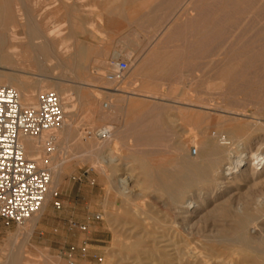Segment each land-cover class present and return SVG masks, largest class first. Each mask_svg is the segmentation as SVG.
Returning <instances> with one entry per match:
<instances>
[{"label": "rangeland", "instance_id": "374dc122", "mask_svg": "<svg viewBox=\"0 0 264 264\" xmlns=\"http://www.w3.org/2000/svg\"><path fill=\"white\" fill-rule=\"evenodd\" d=\"M113 1L0 0V35L4 40L0 42V66L5 67L0 70L9 71L22 82L27 94L23 103L33 104L41 93L55 91L65 103L71 104L72 95L76 110L85 114L75 111V141L71 139L66 150L61 141L46 145L43 156L50 163L44 166L53 168L60 158L70 164L57 188L53 209L42 225L27 235L28 222L6 226L0 219V264H6L11 256L13 264H116L107 258L109 251L120 250L112 244L115 232L121 231L123 237L137 234L131 226L136 225L138 218L129 212L121 197L109 192V179L92 166L90 156L94 158L103 149L96 146L90 155L87 148L93 135L88 130L94 128L96 132L112 125L121 137L119 146L112 145L115 151L128 153L124 143L128 145L132 138L131 141L142 143L140 149L147 159L158 160L164 159L165 154L174 155L176 140L201 137L235 124L231 120L240 116L217 111L220 105L230 112L251 114L241 116L240 123L256 116L264 123V0H126L125 4V0ZM112 2L117 6L114 11ZM121 4L122 9H118ZM51 32H57L53 50L64 44L71 47L73 54L64 55L63 65L52 59L54 51L37 46ZM13 45L16 50L11 52ZM75 45H81L85 51L79 52L83 65L77 68L73 64ZM120 60L129 62L128 71H117ZM84 80H91V85L82 86L80 82ZM117 88H123V92L116 91ZM95 96L101 98V103H111L106 118L86 112L90 109L87 107L97 103ZM249 133L254 152L264 150V129ZM244 189L247 191V187H243V193ZM260 189L263 188L257 190ZM105 205L109 208L104 209ZM106 210L113 211L119 221L111 222Z\"/></svg>", "mask_w": 264, "mask_h": 264}, {"label": "bare ground", "instance_id": "6f19581e", "mask_svg": "<svg viewBox=\"0 0 264 264\" xmlns=\"http://www.w3.org/2000/svg\"><path fill=\"white\" fill-rule=\"evenodd\" d=\"M80 1L83 2L85 0ZM120 1L122 2L123 0H119V2ZM113 2H115V0ZM113 2L111 3L113 6L112 8L115 7V3L113 5ZM125 2L126 0L124 4ZM140 2L142 1L140 0ZM120 6H123V4L119 5L118 9L121 8ZM180 7L182 6H179V8ZM115 8L112 10H116ZM179 11L177 10V13ZM172 18L175 17L172 16ZM170 20L171 22H169V24L172 23V19ZM32 24L35 26L34 22ZM93 25L94 24H92V26ZM55 33L57 32H51L41 40L37 46H47L50 52L54 51L52 52V59H57L59 64L63 65V63H66L64 55L73 53L71 52L69 44L66 46L64 44V46L62 45V47L59 48L56 47L57 49L53 50L57 42L54 39ZM154 38L156 39V37ZM161 38L164 37L162 36ZM1 41L2 37L0 35V42ZM3 41L2 43H4ZM75 48H77V54L75 59H73V64L77 68L83 65V59L79 55V52L83 51V48L81 45ZM15 50L16 47L13 45L10 51L14 52ZM222 52L224 51L222 50ZM38 54L39 53H37V56ZM0 68L5 67L0 66ZM43 68L45 69V66ZM113 68L112 70H114ZM103 74H105V72ZM90 83L91 80L80 82L82 86L91 85ZM0 84L15 87L21 94L22 101L24 102L26 100V90L23 88L22 82L20 83L19 79L14 74H11L7 70H0ZM107 88L108 87H106V89ZM120 88H117L116 91L123 92V88L121 90ZM78 90L79 89H77V91ZM77 95H79V100H82V95L79 94V91ZM95 98L97 103L93 105V107H87L90 109H87L86 112H90L93 117L100 114L102 118H106L109 115L106 109L110 108L111 103H101V98L99 96H95ZM74 100L75 98L71 95V104L65 103V123L63 127L56 131L54 137L51 135H46L41 138L22 137L27 157L37 160L42 165L50 163L49 159L44 158L43 155L47 151L46 145L53 140L58 142L61 141L65 144L64 148L66 150L76 130L75 116L82 112L76 110L77 105H75L76 103L73 104ZM75 111H77L76 114ZM217 111L226 112L228 114L235 113L240 117H249L251 115L246 116L247 114L245 112H230L231 110L227 111V109L222 108L221 105L217 108ZM244 111H247L246 108ZM169 113L171 112H168V116ZM214 113L216 112L214 111ZM81 115L83 116L85 114L82 112ZM222 115L224 114L222 113ZM165 116L167 117V115ZM170 116L169 119L171 120ZM77 117L78 116H76V118ZM256 117H250L253 118L251 120L247 118L248 121L245 123H240V119L237 117L231 120L234 121L235 124L222 130H212L201 137L195 135L194 137L191 136L189 139L176 140L172 151L174 155L166 157L165 154L164 159L158 160L147 159L144 156L146 154L143 155V151L140 149V147L143 149L142 143L139 141L141 144L140 146L136 141H131L132 138H130V141L128 140V145L124 143V147L129 149L128 153L123 155V153H118L120 149L118 152L115 151V147L112 148V145L115 144L119 146L120 134L114 132L112 125L100 127L96 132L93 131L94 128H92L93 130H88L93 136L91 137L92 141H90L89 147L86 148L90 149V152L96 146H101L103 149L102 151L100 150L99 154L94 156V158L90 156L93 153L91 152L90 154L87 150V153L90 154V159L93 160L92 166L96 172L105 175L109 179V192L114 191L117 196L121 197L124 204L129 207V212L139 220L134 227L131 226L137 229V234L133 233V236H125V238L122 236L123 233H120L121 231L115 232V240L112 244L120 247V250L109 251L107 257L109 261H116V264H264V150H256L254 152L253 148L255 146L252 147L254 141L249 133L251 130L257 131L262 128L264 129V123H262L261 119ZM224 118L226 117L224 116ZM81 120H83V118ZM170 120L169 123L171 122ZM94 122L96 123V121ZM211 126L213 125H210V127ZM215 126L220 127L221 125L216 124ZM182 129L185 130L184 128ZM182 129H180V131H182ZM210 129H212V127ZM182 133H184V131ZM187 134L188 133H186V135ZM100 139H103L101 140L102 142ZM73 140L74 138L72 141ZM77 140H79V137H77ZM79 141L81 142V139ZM83 143L84 142H82V144ZM158 144H160V142ZM165 144L164 148L166 147ZM118 148L120 147H117V150ZM193 148L197 149L196 154L193 153ZM68 163V160L60 158L55 160L53 168L50 167L49 170L51 171L52 181L46 201L39 213L27 221V228L25 226L27 235H31L38 229L42 225L44 218L52 211L55 193L62 183L63 174ZM120 173H122V176H120ZM243 187H247V191L244 189L246 191L245 193L242 192ZM260 187L263 189L257 190ZM92 197L95 198L94 196ZM147 200H149V202ZM105 208L107 209L109 207L105 205L104 209ZM106 212L111 222L117 223L119 221L118 216H116L113 211L106 210ZM125 219L126 218H124L123 221H125ZM130 220L132 221V219ZM132 222L135 223V221ZM130 223L131 222H129V224ZM138 226L140 229L142 228L141 230L139 229L140 231L138 230ZM151 227L153 229H150ZM127 229L128 228H126V230ZM86 252L88 253V251ZM13 259L14 257L11 256L6 264H13Z\"/></svg>", "mask_w": 264, "mask_h": 264}, {"label": "built area", "instance_id": "2783aa9c", "mask_svg": "<svg viewBox=\"0 0 264 264\" xmlns=\"http://www.w3.org/2000/svg\"><path fill=\"white\" fill-rule=\"evenodd\" d=\"M117 66L122 73L129 70L127 60ZM65 117V101L57 92L46 91L37 102L24 104L15 87L0 84V219L6 226L24 225L39 213L52 181L46 166L27 157L22 137H54Z\"/></svg>", "mask_w": 264, "mask_h": 264}]
</instances>
